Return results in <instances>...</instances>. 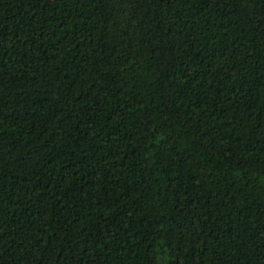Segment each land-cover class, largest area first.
I'll use <instances>...</instances> for the list:
<instances>
[{"label":"trees","instance_id":"trees-1","mask_svg":"<svg viewBox=\"0 0 264 264\" xmlns=\"http://www.w3.org/2000/svg\"><path fill=\"white\" fill-rule=\"evenodd\" d=\"M0 264H264V0H0Z\"/></svg>","mask_w":264,"mask_h":264}]
</instances>
